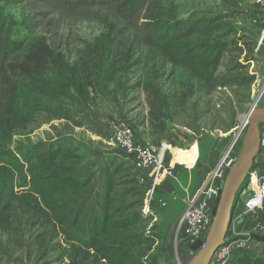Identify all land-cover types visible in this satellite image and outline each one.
Returning <instances> with one entry per match:
<instances>
[{"label": "trees", "instance_id": "trees-1", "mask_svg": "<svg viewBox=\"0 0 264 264\" xmlns=\"http://www.w3.org/2000/svg\"><path fill=\"white\" fill-rule=\"evenodd\" d=\"M79 1L86 7H113L119 19L140 16L143 23L134 29L140 41H130L126 48L129 35L111 27L89 60L70 64L46 40L19 37L21 30L33 34L38 28L37 8H46L49 0H0V229L21 211L36 224L55 229L66 264H78L81 256L91 258L89 264H169L154 226L146 231L145 192L134 175L120 176L127 172L123 165L103 167L102 188L89 200L94 188L89 180L76 178L72 163L82 157L66 138L37 143L16 138L26 139V130L40 115L74 123L69 107L77 101L89 103L103 81L118 87L117 80L140 66L135 43L209 85L216 82L222 58L236 51L242 55L243 50L234 41L222 40L230 35L225 24L181 19L177 6L167 0L153 5L150 0ZM128 176L142 199L139 203L130 200L134 189H123ZM238 232L244 240L262 244V253H240L231 264H264V204Z\"/></svg>", "mask_w": 264, "mask_h": 264}, {"label": "rangeland", "instance_id": "rangeland-1", "mask_svg": "<svg viewBox=\"0 0 264 264\" xmlns=\"http://www.w3.org/2000/svg\"><path fill=\"white\" fill-rule=\"evenodd\" d=\"M154 1L150 0L149 4L153 5ZM167 1L177 6L181 19L218 20L225 24L230 35L222 40L234 41L242 48V55L236 51L222 58L214 84L193 78L185 69L171 65L159 54H151L146 47H136L135 43L134 57H141L140 66L117 80L118 87L103 81L102 90L92 95L89 103L77 101L69 107L74 123L40 115L26 130V139L16 138L31 143L66 138L82 157L72 163L77 169L76 178L89 180L94 188L89 200L97 198L102 188L104 166L121 164L127 172L120 176L134 175L132 165L114 145V131L119 125L129 126L134 136L144 143L173 141L176 148L181 149L195 141L202 164L213 144L217 157L233 141L257 98L261 97L258 107L264 105V15L255 1ZM113 9L86 7L79 0H49L46 8L42 5L37 8L38 28L33 34L21 30L19 37L46 40L70 64H82L101 46L103 35L111 27L129 35L130 39L124 42L126 48L130 41H140V32L134 30L143 23L140 16L119 19ZM8 10L14 15L19 13V9ZM223 81L232 82L224 85ZM197 128L200 129L198 134L194 131ZM244 131L245 128L242 136ZM128 177L123 189H134L130 200L139 203L142 199L135 185L130 183L131 176ZM179 181L180 186L174 185V197L156 196L151 211L145 214L149 218L146 231L154 226V234L166 248L169 264H180L188 251L186 244L176 241L178 221L184 210L181 185L187 182L186 178ZM196 184L197 181L192 180L191 188ZM249 246L252 253H262V244L251 241ZM62 248L52 226L36 224L21 211L15 213L7 228L0 229V264H66L67 260L61 256ZM90 262L91 258L84 256L78 260V264Z\"/></svg>", "mask_w": 264, "mask_h": 264}, {"label": "built area", "instance_id": "built-area-1", "mask_svg": "<svg viewBox=\"0 0 264 264\" xmlns=\"http://www.w3.org/2000/svg\"><path fill=\"white\" fill-rule=\"evenodd\" d=\"M254 1L264 15V0ZM262 36L264 37V31ZM260 98H257L253 107L259 103ZM245 125L246 121L221 160L204 177L201 184L193 191L183 190L184 210L180 215L176 234V241L180 244H186L188 247L195 240L206 236L218 202L219 180L235 162ZM114 145L132 165L134 176L145 192L144 214L149 212L162 183L167 179L176 180L173 174L175 167L192 171L198 166L200 159L199 147L195 141L181 149L165 141L159 144L144 143L139 141L132 129L126 125H119L115 129ZM260 149L264 151V126L260 127ZM247 181L245 188L237 196L224 244L216 250L209 264H231L236 255L251 251L250 241L243 239L244 234L238 232V228L264 204V169L259 172L253 170Z\"/></svg>", "mask_w": 264, "mask_h": 264}, {"label": "water", "instance_id": "water-1", "mask_svg": "<svg viewBox=\"0 0 264 264\" xmlns=\"http://www.w3.org/2000/svg\"><path fill=\"white\" fill-rule=\"evenodd\" d=\"M261 126H264V105H256L247 114L245 131L235 162L219 180L218 202L207 234L188 245V251L184 253L180 264H209L216 250L224 244L237 196L261 152Z\"/></svg>", "mask_w": 264, "mask_h": 264}, {"label": "crops", "instance_id": "crops-1", "mask_svg": "<svg viewBox=\"0 0 264 264\" xmlns=\"http://www.w3.org/2000/svg\"><path fill=\"white\" fill-rule=\"evenodd\" d=\"M169 144H171L173 147H177L176 143L171 141ZM231 144V143H230ZM230 144L222 150L218 156L216 157L217 149L215 147V144L212 145L210 150L208 151V154L206 155L205 162L201 164H198L196 169L194 171H187L183 167H175L173 174L176 177V180L172 179H167L162 183V185L159 188L158 195L160 194H166L169 195V197H174L176 195V189L174 185H179L180 186V178L185 179L186 181L184 186L181 185V187L184 189H187L189 191H193L195 188L199 186L200 181L202 180L203 177H205L213 168L218 164V162L221 160L222 156L224 153L227 151L229 148ZM183 145V144H182ZM262 169H264V151H261L259 155L257 156L255 160V168L254 171L259 172ZM197 181L196 186L191 188V183L192 180ZM174 184H173V183ZM179 187V189L181 188ZM177 249H175V254H177Z\"/></svg>", "mask_w": 264, "mask_h": 264}]
</instances>
